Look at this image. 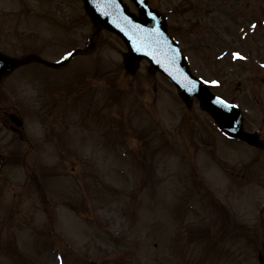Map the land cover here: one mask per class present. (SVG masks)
<instances>
[{
    "label": "rangeland",
    "instance_id": "obj_1",
    "mask_svg": "<svg viewBox=\"0 0 264 264\" xmlns=\"http://www.w3.org/2000/svg\"><path fill=\"white\" fill-rule=\"evenodd\" d=\"M169 1L153 4L163 9ZM188 1L197 8L188 21L207 12L206 0ZM247 2L264 5L226 0L223 13L238 16ZM172 19L181 25L178 15ZM202 21L204 31L183 28V41L196 72L214 78L210 56L237 48V37L205 51L201 42L216 45L217 33ZM98 32L81 0H0L3 53L51 63L78 50L69 67L32 63L3 82L0 264H259L264 151L218 136L198 103L186 106L146 61L128 73L123 42ZM229 77L218 78L217 93L246 106L245 130L264 139V110L246 103L245 88L227 85ZM71 85L62 104L60 92ZM43 90L47 107L38 98ZM7 114L23 120L22 137L9 129Z\"/></svg>",
    "mask_w": 264,
    "mask_h": 264
},
{
    "label": "water",
    "instance_id": "obj_2",
    "mask_svg": "<svg viewBox=\"0 0 264 264\" xmlns=\"http://www.w3.org/2000/svg\"><path fill=\"white\" fill-rule=\"evenodd\" d=\"M88 3V10L92 13L95 20L101 24H104L108 27H110L107 23V20H102L98 15L100 14V11L96 12V8L100 6L105 0H86ZM3 68L0 71V75H3L5 73H8L13 67H15V63H13L10 60L3 59ZM203 96V103L204 106L209 109L219 120L221 126L231 135L233 136H240L238 133L234 131V124H239V118L233 111H226L220 107H217L213 104H211L210 99L202 93ZM235 127V126H234ZM248 138V137H247ZM251 141H253L252 138H250Z\"/></svg>",
    "mask_w": 264,
    "mask_h": 264
},
{
    "label": "snow or ice",
    "instance_id": "obj_3",
    "mask_svg": "<svg viewBox=\"0 0 264 264\" xmlns=\"http://www.w3.org/2000/svg\"><path fill=\"white\" fill-rule=\"evenodd\" d=\"M141 2L143 3V0H141ZM253 27H255V25H253ZM68 56H69V57L72 56V53H69ZM235 56L238 57V58L243 59V57H241L239 53H236ZM205 83H208V82L205 81ZM211 83L214 84V85H218V84H219L218 81H212ZM192 84H193V87H195V82H194V81L192 82ZM220 102H221V103H226V102H224V101H220Z\"/></svg>",
    "mask_w": 264,
    "mask_h": 264
}]
</instances>
